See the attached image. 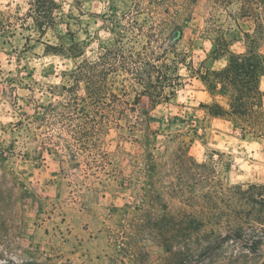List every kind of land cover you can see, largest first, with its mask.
Listing matches in <instances>:
<instances>
[{
    "label": "rangeland",
    "instance_id": "rangeland-1",
    "mask_svg": "<svg viewBox=\"0 0 264 264\" xmlns=\"http://www.w3.org/2000/svg\"><path fill=\"white\" fill-rule=\"evenodd\" d=\"M229 1L230 3L224 8L225 11L233 5H236V10L240 9L237 0ZM25 2L28 3L29 0ZM84 2L92 3L93 0H75L74 6L79 10ZM128 2L134 5L133 0ZM59 5L62 7V4ZM109 10L112 12L111 17L96 13L89 15L90 18L99 16L100 19H107L112 23L111 31L116 33L115 41H122L121 36L125 33L123 27L128 26L130 18L134 16L141 24L149 17L147 12L137 14L138 9L135 6L131 11L120 12V9L112 4ZM118 12H120L119 16H117ZM213 13L211 0H199L192 8L189 23L184 27L183 44L187 47L190 56L188 62L194 64L196 69H199L204 61H207L209 69L224 68L216 67L220 61L209 59L211 52H208L204 58L196 55L197 52L201 54L205 52L202 46L197 48L196 45L198 40H203L202 32ZM2 14L0 13V32H3L10 42L15 38L16 32L14 34L4 32L1 24ZM231 15L233 12L221 16L222 24L226 27L234 23ZM19 21L15 19L16 23ZM68 21L81 23L78 17H73L71 14H68L67 20L61 16L58 24H66L69 30L61 33L58 25L52 31L57 41H73V39L77 41V35L71 31L72 25ZM240 24L244 31H248L251 27L253 30L260 29L263 34L257 35V41H264V4L256 7V16L253 20L246 24V20L243 19ZM85 34L87 35V32ZM239 36L242 39L241 34ZM22 39L23 49L20 51V58H24L25 53L33 52L36 44H40L44 37H39L36 44H32L31 37H22ZM229 39L234 38L231 36ZM141 41L148 39L142 38ZM236 46L242 47L243 43ZM235 52L239 53L238 50ZM7 55L9 54L0 56V120L5 115L4 99H9L13 108L16 107V101H22L21 115L37 123L39 128L37 132H39L40 128L44 127L41 119L47 115L44 108H50L53 104L39 103L35 96V88L23 83V79L34 80L37 71L36 68L29 71L27 65L17 68L16 76L19 77L21 72H27V76L19 83L23 91L32 95L27 97L13 95L16 88L12 85L17 84L18 80L13 78L11 73L3 77L5 64L10 66L11 63L6 58ZM44 55H49L47 46ZM20 58L16 60L17 64L20 63ZM61 58L67 59L63 56ZM60 67V76H62L63 66ZM187 72L183 86L179 88L170 103L160 105L153 110L149 99L146 97L142 99L141 107L151 112L154 127L159 128L160 131L154 142L157 155L155 167L144 169L141 164L135 162L136 156L143 151L142 144L127 136L123 138L121 131L112 129L103 137V149L110 153L114 167L123 177L120 182L122 183L124 179L125 186L113 184L100 170L96 171V165L93 164L95 159L83 158L79 169L64 165L60 157L41 149L43 141L39 145L42 154L38 153L30 157L29 153H22L23 160L20 162L18 173L11 168H0V181L9 186H6L5 191L8 202L0 203V249H2L0 260L12 264L9 257L15 256L16 264H96L97 261H101V254L93 253L92 248L98 246L94 242L100 239V235L89 202L102 201L101 208L111 218L107 226L114 233L113 239L119 235L116 232L117 225L124 226L125 220L129 222L130 231L136 233L135 243L140 244V247L136 248L133 245L129 247L136 254L134 258L137 259V264H176L180 240L185 251L199 249V253H202L205 245L215 243L218 238L227 236L229 239L223 240L221 244L223 246L219 247L217 253L215 252L216 264H230L229 256L241 251L258 256L256 262L260 264L264 262V184L258 180L249 181L248 191L241 192L239 189L241 181L231 165L210 166L197 164L195 161L196 165L190 166L183 157L185 150L192 151L196 158L200 156L199 147L195 146V140L190 137H203L208 134L209 129L219 135L225 125H228L233 140L247 139V134L242 128L237 127L236 123L213 113V110H216L212 108L214 105H220L225 109L224 105L227 104L226 110H230L235 92L232 88L212 91L201 78L193 76L188 68ZM55 74V65H49L47 69L41 68L44 79H49ZM4 84L8 87L6 88ZM39 84V80H36V87H39ZM200 85L203 87H199ZM188 89H193L196 93L192 97V103H179V93ZM261 89L264 92V77L261 81ZM40 91H43V88H40ZM48 92L51 96V88ZM209 120L213 122L208 123ZM21 122L23 121L18 122L17 127L21 126ZM177 126L186 128L187 131H179ZM140 139H142L141 135ZM189 145L192 147L189 148ZM13 147L10 144L5 151H11ZM2 154L3 152H0V159ZM165 156L168 157L167 160H164ZM29 159L32 160V164L30 168H25L24 164ZM4 160H7V157ZM225 173H228V180L233 182L232 187H226ZM140 176L143 179L133 191L128 192L129 178L132 177L135 182ZM169 177H175V182L169 184ZM125 192L128 194L125 195ZM129 196L133 198L129 199ZM193 220L202 224L198 232L190 228ZM179 221L185 223L186 229L180 234ZM238 241H243L244 246ZM253 242H258V245L252 246ZM214 243L212 246L215 245ZM123 251L121 249L120 253L122 254ZM110 259L115 264V261L119 260V255Z\"/></svg>",
    "mask_w": 264,
    "mask_h": 264
},
{
    "label": "trees",
    "instance_id": "trees-1",
    "mask_svg": "<svg viewBox=\"0 0 264 264\" xmlns=\"http://www.w3.org/2000/svg\"><path fill=\"white\" fill-rule=\"evenodd\" d=\"M199 0H173L169 7L163 8L162 14L158 11L160 3H166L167 0H147V4L142 8L138 0H133L134 6L138 9L137 14L148 13L149 17L144 19L140 24L134 16L128 20V26H124L125 33L121 36L122 41H115L114 49H109L104 54L106 63H110L113 51L121 52L119 48L125 40L128 39L129 33H134L133 39L137 43L142 42V47L136 53L134 63H140V67L136 70L128 68L126 63L113 66L99 73L100 80L97 84L86 91L84 96L73 95V99L69 100L65 109L71 114V118L76 123L72 129L71 139L66 150L60 149V143L63 138L52 140L45 137L41 144L43 151L55 154L60 157L64 165L79 169L83 158L95 159L93 164L96 165V171L100 170L103 175L107 176L113 184L125 186V182L121 183L123 178L120 171L114 167L110 153L103 149V137L112 129L122 132L121 136H126L131 140L141 143L143 151L135 158V162L141 164L144 169H150L157 165L156 145L154 142L159 136V128H155L153 117L149 110L141 107L143 97L149 99L151 109H156L160 105L170 103L177 95L180 87L183 86L182 76L177 75L179 65L184 64L192 75L201 78L204 84L212 91L220 88H232L235 92L234 100L230 110H226L220 105H214L213 113L218 117L228 118L236 123L237 127L247 134L252 129L258 132L264 129V92L261 89V81L264 77V41H257V35L263 33L260 29L248 31L242 29L240 22L245 19L246 24L253 20L256 16V7L264 4V0H237L240 9L235 10L231 15L234 23L230 27L222 24V13L216 15L221 9L230 3L229 0H211L213 3L214 13L212 18L207 21L205 30L202 32V38L212 35L214 41L213 49L209 55V59L221 61L228 52L227 65L219 70H212L207 67V61H204L199 69L194 64L189 63L190 58L188 51H177L178 46L183 43L184 33L187 23L190 21L191 11ZM29 11L25 16L33 19L35 31L39 33V37L48 35L51 31L58 27V20L53 17V12H59L61 6L54 0H29ZM19 8L12 16L17 20H23L18 16ZM140 12V13H139ZM152 20V23H150ZM210 21V22H209ZM2 29L5 33L14 34V21L12 19H3L1 15ZM26 20L20 24V28L32 30L25 27ZM242 39L240 38V35ZM68 36V34H67ZM233 40H230V37ZM142 38L148 41H141ZM59 46L47 44V53L59 55L65 58H75L79 54L77 41H60ZM243 43L244 52H235L229 50L233 45ZM66 44L71 45L67 47ZM167 45V46H166ZM158 46V48L156 47ZM147 53V58L141 55ZM131 57L129 56L128 59ZM133 71L135 74L133 75ZM121 73L127 75L121 77ZM65 71L61 77H65ZM129 77L134 81L135 86L130 87L128 84ZM72 79V76H67ZM78 84L73 81L71 88L63 87V92L72 95ZM52 91V89H51ZM52 93V92H51ZM47 115L41 119L44 126L47 121L53 118L55 107L44 108ZM54 123L56 121H53ZM24 122H21V125ZM39 128L37 127V130ZM140 135L141 138L140 139ZM49 141V142H47ZM188 150L183 155L188 165H196L193 157L187 156ZM2 153V152H1ZM42 151H39V155ZM2 159L5 156L2 154ZM109 181V182H110ZM7 184L0 181V203H7L8 198L5 197ZM4 198V199H3ZM202 224L193 220L190 228L194 232L201 230ZM179 234L186 230L185 223L179 221ZM229 239L227 237L218 238L217 242L205 245L204 251L199 253L196 251H185L183 243H178V253L176 264H216L215 255L222 247V241ZM238 243L244 246L243 241ZM258 245L253 242L252 246ZM215 248V249H214ZM214 249V251H211ZM216 252V253H215ZM246 251L235 252L228 258L230 264H260L256 262L258 256L253 253H245ZM261 264H264L262 262Z\"/></svg>",
    "mask_w": 264,
    "mask_h": 264
},
{
    "label": "clouds",
    "instance_id": "clouds-1",
    "mask_svg": "<svg viewBox=\"0 0 264 264\" xmlns=\"http://www.w3.org/2000/svg\"><path fill=\"white\" fill-rule=\"evenodd\" d=\"M57 4H62L61 11L53 12V17L59 20L61 16L67 20L68 14L73 17H78L81 23L77 24L75 21H68L72 25L71 31L77 35V45L79 47V54L72 58L62 59L59 55H44L45 46L47 44H53L59 46L61 43L57 41L53 36L51 29L48 31V35L44 37L40 44H36L37 39H39V33L35 31V26L33 19L25 16V13L29 11V5L25 0H0V13H3V19H12L14 21L13 31H16L15 38L8 41L7 37L3 32H0V56H4L6 53L7 59L11 61L10 66L5 64V71L3 77H7L8 73H11L13 78L18 80L17 84L12 85L16 88L14 96H29L32 95L27 91L22 90V85L19 83L23 77L27 76V72H21L19 77L16 76V69L22 68L25 65L28 66V70L31 71L32 68H36V74L34 80L30 81L23 79L24 84H30L35 88L36 99L39 103L43 104H53L55 107V113L53 118L46 122L44 127L40 128L37 132V123L25 118L21 115V104L22 101H16V107L13 108L9 102V99L3 100V106L5 109V115L2 120H0V152L7 157V160L0 159V168H11L18 173L21 165L20 162L23 160L22 153L27 152L30 157H34L39 153L40 142L49 137L52 140L58 138H63L60 143V149L66 150L65 145H67L71 139L72 129L76 126L77 122H74L71 118V114L65 109L64 105L68 103L69 100L73 99V95L84 96L86 91H89L94 84H97L100 80L99 73L102 70H106L113 66L126 63L128 68L136 70L140 67V63H134L136 53L142 47V42L137 43L133 39L134 33L128 34V39L125 40L119 48L121 52L113 51V56L110 63H106L104 54L109 49H114V41L116 39V33L111 31L113 24L109 23L107 19H100L99 16L90 18V13H96L100 15H105L106 17H111L112 12L109 10L112 4L120 9V12L131 11L134 6L129 3L128 0H93L92 3L84 2L79 10L75 5V0H54ZM143 8L147 4V0H138ZM173 0H167L166 3H160L158 11L162 14L163 8L169 7ZM127 4V7H126ZM19 8L18 16L23 17L18 23L15 22V18L12 16L13 10ZM236 10V5L228 8L227 11L221 9L216 15L227 16V12H234ZM211 11V9H210ZM84 12V15L80 13ZM120 12L117 13L119 16ZM26 20L25 27H29L31 31H23L20 29V24L24 23ZM87 25V27H85ZM59 29L61 33L67 32L69 29L66 24H59ZM119 31V30H117ZM87 32V35L85 34ZM199 35V34H198ZM22 37H31L32 44H36L33 52H28L24 54V58H20V51L23 49V39ZM217 43L214 41L212 35H208L207 38L203 40H198L196 47H203L205 50L204 54L197 52L196 55L200 58L211 52L213 49V44ZM71 45L66 44L67 47ZM167 46V45H166ZM158 48V46H156ZM244 52V48L233 45L230 51ZM177 51L187 52V47L181 43ZM228 52H226L224 59L217 63L216 67H225L227 64ZM142 56L147 58V53H141ZM39 56V58H36ZM131 57L128 59V57ZM20 58V63L17 64L16 60ZM49 65L56 66V74L51 75L49 79H44L41 75V68L47 69ZM63 66V71H65L66 76L61 77L60 71ZM135 72L133 71V75ZM72 76V79H68L67 76ZM127 75V73H121V77ZM177 75L186 77L188 75L187 66L184 64L179 65V71ZM39 80V87H36L35 81ZM73 81H76L78 88L76 91L70 95L68 92H63L61 94V89L63 87L71 88ZM128 84L130 87L135 86L134 81L129 77ZM7 88L8 86L4 84ZM199 87H203L200 85ZM43 88V91H40ZM52 89V95H49L48 89ZM196 95L193 89H188L186 92L179 93L178 102L179 103H192V97ZM227 109L228 105H224ZM19 121L24 123L17 127ZM53 121H56L55 123ZM213 121L209 120L208 123ZM179 131H187L186 128H181L177 126ZM230 133V128L225 125V128L219 135H216L211 129L208 130V134L201 137H190V139L195 140V146L200 149V156L198 158L194 157L192 151L187 152L188 157H193L197 164H209L210 166H227L231 165L236 170L237 178L241 181L239 189L241 192H247L249 189V181L258 180L260 183L264 184V129L259 130L252 129L247 133V139L243 140H233ZM239 135V133H237ZM14 147L11 151H5L9 145ZM192 146L189 145V148ZM121 151V149H117ZM15 153V155L13 154ZM222 154V155H221ZM211 157V159H209ZM168 157L165 156L164 160ZM32 160L29 159L25 162L24 167L30 168ZM143 177H138L135 182L133 178H129L128 192L133 191L140 180ZM226 187H232L233 182L228 180V173L224 174ZM175 182V177H169L168 183L172 184ZM128 192L124 194L127 195ZM133 197L129 196V199ZM101 202L90 201L89 205L93 210V215L96 219V227L99 232L100 239L94 243L98 245L92 248V252L95 254H101V261H97L96 264H113L110 257L119 255V260L115 261V264H137V259H135V253L130 249V245L136 248L140 247V244L135 243L137 240L136 233L130 231L128 225L129 222L125 220L124 226L117 225L116 232L119 235L113 239L114 233L110 231L107 226L110 217L108 213L101 208ZM139 203V201H137ZM115 215V214H114ZM120 215H123L120 213ZM123 249V253L120 250ZM2 250V249H0ZM9 259L12 264H16V257L10 256ZM0 264H7V261L0 260Z\"/></svg>",
    "mask_w": 264,
    "mask_h": 264
}]
</instances>
